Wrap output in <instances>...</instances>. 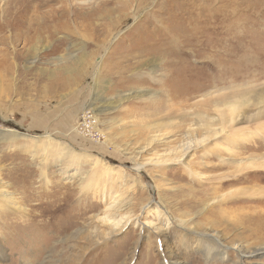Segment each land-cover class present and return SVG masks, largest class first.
Here are the masks:
<instances>
[{"label":"rangeland","instance_id":"374dc122","mask_svg":"<svg viewBox=\"0 0 264 264\" xmlns=\"http://www.w3.org/2000/svg\"><path fill=\"white\" fill-rule=\"evenodd\" d=\"M263 107L264 0H0V264H264Z\"/></svg>","mask_w":264,"mask_h":264},{"label":"bare ground","instance_id":"6f19581e","mask_svg":"<svg viewBox=\"0 0 264 264\" xmlns=\"http://www.w3.org/2000/svg\"><path fill=\"white\" fill-rule=\"evenodd\" d=\"M50 3V2H49ZM76 6V5H75ZM79 16V15H78ZM72 17V16H71ZM47 20H49V22H50V19L49 18H47ZM52 20H53V18H52ZM74 20V19H73ZM71 21V20H70ZM43 25H44V23H43ZM42 33V32H41ZM177 51H174V54L176 53ZM172 52H170V54H171ZM173 54V55H174ZM168 56L169 55H163V57L164 58H168ZM169 58H170V56H169ZM161 60V59H160ZM139 65V64H138ZM122 68V67H121ZM123 69V68H122ZM131 79V78H130ZM77 80H79V79H77ZM134 80V79H133ZM78 82V81H77ZM64 83V82H63ZM124 98V97H123ZM128 99H130V97H127V98H125V100H128ZM176 103V102H175ZM223 103H222V101H212V105L216 108V109H219L220 108V106L222 105ZM225 105H227V106H235L236 105V103H231V102H228V103H224ZM175 105V104H174ZM176 106V105H175ZM177 107V106H176ZM207 107V106H206ZM172 108V107H171ZM170 108V109H171ZM201 113H202V111H200ZM169 113H170V111H169ZM157 114V113H156ZM172 114V113H171ZM170 114V115H171ZM259 114H264V107L261 109V111L259 112ZM152 116H153V114H152ZM198 116V115H197ZM184 117V116H183ZM198 118H199V116H198ZM206 124V129H207V125L209 124V122H207V123H205ZM205 124H202V126H205ZM210 126V128H209V130L207 131L206 130V132L208 133V134H212V127L214 126V124L213 125H209ZM148 131V129L146 128L145 129V131H144V134H145V136L147 135V132ZM148 133H149V131H148ZM144 136V138H146ZM190 136V135H189ZM192 143V142H191ZM187 145V144H186ZM189 145H192L193 146V143L192 144H189ZM50 146V145H49ZM58 147V146H57ZM49 148V147H48ZM61 148V147H60ZM61 150V149H60ZM51 151V150H50ZM185 151H188V147L185 149L184 148V152ZM183 156H184V154H183ZM184 158V157H183ZM223 182H225V181H223ZM225 185V183H223L222 184V186H224ZM220 188V187H219ZM222 224V223H221ZM226 224V223H225ZM228 224V223H227ZM195 229V228H194ZM200 232V231H199ZM203 232H205L204 230H203ZM213 233V232H212ZM160 234L161 235H163V236H165V233L162 231V232H160ZM219 234V233H218ZM254 234H261V236H259V237H261V238H264V232L263 233H259V232H256L255 230L253 231V233H252V235H254ZM211 235V234H210ZM221 238V237H220ZM224 238V237H223ZM205 239H208V238H205ZM219 239V238H218ZM263 240V239H262ZM223 241H224V239H223ZM238 244V243H237ZM236 245V244H235ZM226 247V246H225ZM238 247V246H237ZM214 250V249H213ZM213 250H211V251H207L208 253H207V256L208 255H212L214 252H213ZM173 252V251H172ZM206 253V252H205ZM226 253V252H225ZM225 253L223 254L222 253V255H221V257L222 256H226L225 255ZM219 254V253H218ZM167 257V256H166ZM227 257V256H226ZM208 258V257H207ZM167 259H169V260H174L173 259V257H172V254H169V256H168V258ZM212 259V258H211ZM225 259V258H224ZM171 264H176V262H173V261H171ZM234 264H239V263H234Z\"/></svg>","mask_w":264,"mask_h":264}]
</instances>
